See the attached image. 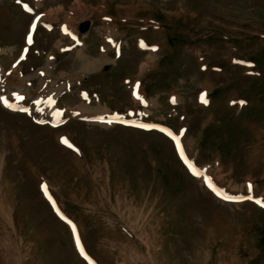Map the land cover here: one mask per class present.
<instances>
[{
    "label": "rangeland",
    "instance_id": "1",
    "mask_svg": "<svg viewBox=\"0 0 264 264\" xmlns=\"http://www.w3.org/2000/svg\"><path fill=\"white\" fill-rule=\"evenodd\" d=\"M0 72V264H264V0H0Z\"/></svg>",
    "mask_w": 264,
    "mask_h": 264
},
{
    "label": "snow or ice",
    "instance_id": "2",
    "mask_svg": "<svg viewBox=\"0 0 264 264\" xmlns=\"http://www.w3.org/2000/svg\"><path fill=\"white\" fill-rule=\"evenodd\" d=\"M18 2H19V0H18ZM34 27H35V25H33V28H34ZM28 43H29V44L32 43V37H31V35L28 36ZM141 46H142V47L144 46L143 43L141 44ZM153 50H155V49H153ZM22 58H23V57H22ZM137 87H139L138 84H137ZM137 98L139 99L140 97L137 96ZM16 99H17V100H23L24 97L17 95V96H16ZM201 100H202V102L207 103V101L204 99V94H202ZM173 102H174V101H173ZM0 103H2V104L4 105V107L9 108V109H11V110H18V111H24V112L27 111V109H25V108H18L17 106H15V105L9 103V100H8L7 98H5V97H0ZM234 103H235V102H234ZM239 103L243 104L244 102L241 101V102H239ZM100 119H101L103 122H106V123H109V124H111V123L114 122V121L111 120V119L106 120V121H104L103 118H100ZM120 122H123V121H120ZM138 126H139V127H152V126H148V125H138ZM162 131H163V129H162ZM168 134H169L170 136H172V139L176 142L177 150L179 151L181 158L184 160L185 164L189 167V169L193 172V174H194V175H197V176L202 175L203 173H202L200 170H197V169H196V168H195V167H194V166L188 161V159L185 157V155H184V151H183V148H182V146H181V144H180V141H179V138H178L177 136L173 135L171 132H169ZM61 142L64 143V144H68V141H67L66 138H62ZM68 146L71 147V145H68ZM205 181H206V183L208 184V186H209V187H210V188L216 193V195L221 196V190L217 189V188L211 183L210 178L205 177ZM249 187H250V189H251V186H249ZM42 188H43V190H44V192H45V195L47 196V195H48L47 186H46V185H42ZM48 198H49V200H51V197H50V196H49ZM222 198L225 199V200H229V201H240V200H244V199H249V200L253 199L251 196H247V197H233V196H229V195H227V194H224V195L222 196ZM255 202H256L258 205L264 207V201L256 200ZM53 207H55V203H54V202H53ZM58 214H59V213H58ZM61 218L64 219L63 216H61ZM69 223H71V222L69 221ZM73 233H74V234L76 233V229H75V226H74V225H73ZM76 244H77V248L80 250L81 254L84 255V250H83L82 246L80 245V240H79L78 235L76 236Z\"/></svg>",
    "mask_w": 264,
    "mask_h": 264
},
{
    "label": "bare ground",
    "instance_id": "3",
    "mask_svg": "<svg viewBox=\"0 0 264 264\" xmlns=\"http://www.w3.org/2000/svg\"><path fill=\"white\" fill-rule=\"evenodd\" d=\"M92 64H94V63H90V65L89 66H91ZM16 67V66H15ZM14 67V68H15ZM16 69V68H15ZM1 72H0V78H1ZM8 76V75H7ZM54 115H56V114H54ZM3 172H1V165H0V179H3V174H2ZM0 181H2V180H0ZM2 183V182H1ZM44 185H46V186H48L49 187V182H48V180H44ZM78 200V199H77Z\"/></svg>",
    "mask_w": 264,
    "mask_h": 264
},
{
    "label": "water",
    "instance_id": "4",
    "mask_svg": "<svg viewBox=\"0 0 264 264\" xmlns=\"http://www.w3.org/2000/svg\"><path fill=\"white\" fill-rule=\"evenodd\" d=\"M88 28H89V25H88L87 23H83V24H81V30H82L83 32L87 31Z\"/></svg>",
    "mask_w": 264,
    "mask_h": 264
}]
</instances>
